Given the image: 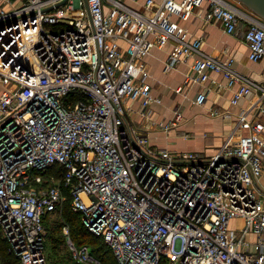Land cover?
I'll list each match as a JSON object with an SVG mask.
<instances>
[{"label": "built area", "instance_id": "built-area-1", "mask_svg": "<svg viewBox=\"0 0 264 264\" xmlns=\"http://www.w3.org/2000/svg\"><path fill=\"white\" fill-rule=\"evenodd\" d=\"M131 1L0 0V236L20 264H49L44 221L67 203L117 264H264V84L231 56H198L202 38L182 23L207 3L226 32L245 24L256 61L264 19L229 0ZM168 43L166 68L193 57L184 83L216 71L238 84L233 104L259 92L208 156L155 146L130 117L160 101L144 58ZM63 230L72 262L99 264Z\"/></svg>", "mask_w": 264, "mask_h": 264}, {"label": "crops", "instance_id": "crops-1", "mask_svg": "<svg viewBox=\"0 0 264 264\" xmlns=\"http://www.w3.org/2000/svg\"><path fill=\"white\" fill-rule=\"evenodd\" d=\"M126 1L139 6L131 0ZM142 1L139 0V3ZM206 8L207 3L196 7L191 16L182 22L190 33L202 38L198 56H212L221 60L231 56L234 59L233 68L239 74L264 84V58L256 61L249 59L247 44L242 38L245 24L240 23L236 32L228 33L218 20L204 18ZM170 48L169 43L161 48L154 47L144 58L149 71L151 93L160 101L151 104L146 118L135 110L130 111V117L146 131L153 145L176 151H195L208 156L222 145L230 132L241 131L236 120L240 112L256 100L259 92L252 90L233 104L230 99L238 84L229 87L225 77L216 71H210L204 83H184V78L192 72L193 57H186L174 67L166 68ZM199 91L206 94L201 104L194 102ZM130 103L133 107L138 106L137 101ZM175 109L182 111V119L178 125L163 129L159 122L171 119ZM260 181L264 183V173ZM64 259L68 264L74 263L69 258L68 250Z\"/></svg>", "mask_w": 264, "mask_h": 264}, {"label": "rangeland", "instance_id": "rangeland-1", "mask_svg": "<svg viewBox=\"0 0 264 264\" xmlns=\"http://www.w3.org/2000/svg\"><path fill=\"white\" fill-rule=\"evenodd\" d=\"M230 2L234 3L237 6L242 7L243 9H246L244 4L239 2L238 0H229ZM63 213L60 214H52L46 216L45 219V230H46V239H47V254H48V262L49 264H68L65 261V255L67 254V245L65 242L64 237V230L63 225L67 224L69 233L73 236L74 234V226L69 223L65 218ZM73 216L79 218L78 215L73 213ZM241 221L240 220H232L231 225H238ZM5 243L3 239L0 236V264H7L5 261L8 258H11L12 261H14V264H20L19 260L17 259V256L12 252L9 253L7 250H5ZM92 250V249H91ZM94 253V250H93ZM98 258L100 259L99 264H102L101 258L98 255ZM70 264V263H69Z\"/></svg>", "mask_w": 264, "mask_h": 264}, {"label": "trees", "instance_id": "trees-1", "mask_svg": "<svg viewBox=\"0 0 264 264\" xmlns=\"http://www.w3.org/2000/svg\"><path fill=\"white\" fill-rule=\"evenodd\" d=\"M63 213H65L63 215L64 218L69 223L71 222V224L74 226V231H73L74 234H73V236L72 235L71 236L76 241V243L88 242L91 245L92 253L94 250L93 254H95L97 257L99 255V257L101 258L102 264H117L111 248L103 241V239L101 237L95 236L86 230V228L84 227V225L81 222L79 214L71 211L68 208L67 203H66V206L60 215H62ZM73 213L78 215L79 218H77L76 216L74 217ZM3 241L6 245L5 250H7L9 253H12L11 251L8 250L7 244H6L4 239H3ZM5 262L7 264H14V261H12L11 258H8ZM73 264H82V263H73ZM161 264H163V263H161Z\"/></svg>", "mask_w": 264, "mask_h": 264}, {"label": "water", "instance_id": "water-1", "mask_svg": "<svg viewBox=\"0 0 264 264\" xmlns=\"http://www.w3.org/2000/svg\"><path fill=\"white\" fill-rule=\"evenodd\" d=\"M264 19V0H238Z\"/></svg>", "mask_w": 264, "mask_h": 264}]
</instances>
